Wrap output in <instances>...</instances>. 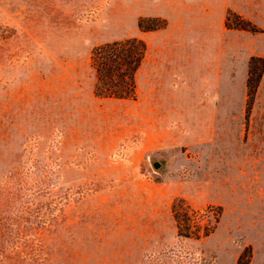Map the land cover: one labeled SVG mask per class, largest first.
<instances>
[{
    "label": "rangeland",
    "instance_id": "obj_1",
    "mask_svg": "<svg viewBox=\"0 0 264 264\" xmlns=\"http://www.w3.org/2000/svg\"><path fill=\"white\" fill-rule=\"evenodd\" d=\"M131 38L134 98L95 96L90 52ZM239 257L264 264V0H0V264Z\"/></svg>",
    "mask_w": 264,
    "mask_h": 264
},
{
    "label": "trees",
    "instance_id": "obj_2",
    "mask_svg": "<svg viewBox=\"0 0 264 264\" xmlns=\"http://www.w3.org/2000/svg\"><path fill=\"white\" fill-rule=\"evenodd\" d=\"M139 28H141L138 25ZM241 30L254 31V28L246 23V26L239 27ZM145 54L144 43L136 38L126 39L119 42H112L96 46L92 49L89 56V65L94 73L93 94L98 97L112 98L116 100L133 99L134 94V77ZM254 62L259 63V68L254 69ZM263 60L250 58L247 66V77L245 81L246 96L248 102L252 98L254 89L262 72ZM172 217L176 224L177 234L183 237H206L208 235L207 226H200L195 231L189 228V214L183 206L177 208L171 206ZM193 214V213H192ZM194 220L197 222L204 219L207 221L208 214L197 215L194 213ZM200 218V220H199ZM200 231V232H199ZM241 257L238 258L237 264L241 263Z\"/></svg>",
    "mask_w": 264,
    "mask_h": 264
},
{
    "label": "water",
    "instance_id": "obj_3",
    "mask_svg": "<svg viewBox=\"0 0 264 264\" xmlns=\"http://www.w3.org/2000/svg\"><path fill=\"white\" fill-rule=\"evenodd\" d=\"M159 167H160V164H158L157 162L152 163V168L157 169Z\"/></svg>",
    "mask_w": 264,
    "mask_h": 264
}]
</instances>
